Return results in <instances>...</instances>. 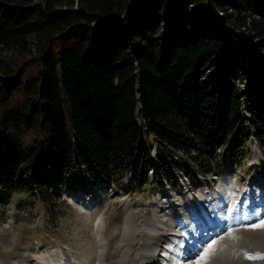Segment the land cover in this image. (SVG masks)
I'll use <instances>...</instances> for the list:
<instances>
[{
    "label": "trees",
    "instance_id": "trees-1",
    "mask_svg": "<svg viewBox=\"0 0 264 264\" xmlns=\"http://www.w3.org/2000/svg\"><path fill=\"white\" fill-rule=\"evenodd\" d=\"M0 44V201L264 149V0H0Z\"/></svg>",
    "mask_w": 264,
    "mask_h": 264
},
{
    "label": "rangeland",
    "instance_id": "rangeland-1",
    "mask_svg": "<svg viewBox=\"0 0 264 264\" xmlns=\"http://www.w3.org/2000/svg\"><path fill=\"white\" fill-rule=\"evenodd\" d=\"M16 54V51L5 48L0 44V59L8 60L11 57H15ZM207 144L204 140L202 141V145ZM228 147L227 149L219 150L215 157V153L208 155L205 150L201 153L194 152L192 157L188 156V154H181L183 166H186L187 162H194L196 164H189V166L192 168L205 167L206 170L224 167L221 166L222 163L220 161L222 155L219 154L224 153V164L227 163L230 169L235 168V171L232 173L233 177L231 179L224 178L222 182L229 184L230 181H233L234 187L235 185H240L243 190L249 182L254 183L256 175L261 174L262 176H259V179H263L264 151L258 147V143H251V137L246 142L245 151L249 152L248 158L251 159V161L247 160L246 162L244 158L238 162H226L225 154ZM173 164L174 167H180L182 163L176 160ZM238 166L240 167L237 168ZM154 173L151 175H154L155 178ZM216 176L213 174L207 179L203 176L202 179H205L202 184L204 191L200 190L201 193L206 194L207 185L210 184L214 194L217 196L214 201L215 205L221 200L227 199L224 194L218 195L217 188L220 186L217 185L215 187V182L212 180ZM129 179L130 177L125 181L118 179L114 184H109L108 190L105 188H103L104 190L97 189L88 195H84L88 199L95 196L98 197L96 206H84L87 212L81 206V203L85 201L81 192L82 188H91L89 186H92V184L87 186L83 181L79 184L77 183L75 188H70L67 192L61 191V194L53 192V197L49 198V200H43L42 197L29 194L28 192H17L9 201L5 199L0 201V222H4L11 217L14 221L12 224L13 230L16 229V225L22 220L32 222L37 217H41L43 223L40 228L31 231L26 230L12 254L0 255V264H11L13 260L19 261V264H37V258L44 261L47 258V254H56L59 249L65 251L70 264H120V257L124 254L125 246H127V241H123V237L128 220V212L132 217L129 234L133 243L131 247L127 248V259L136 258L139 252L144 250L146 243L150 242L149 234L154 236L148 225L157 221L159 216H161L160 214H162L163 207V211L169 209V207L165 208V205L172 207L173 205L170 204H179L180 201L184 204V199L187 196L186 189L189 187L186 185V189H181L182 191L178 189L175 192L173 188H170L173 186L168 185L164 189L158 181L151 182L140 188V186L132 185ZM168 181L166 179V182ZM104 185L107 186L106 183ZM100 188L102 187L100 186ZM222 189H224V192L228 190V188ZM75 191L79 192H76L74 196L73 193ZM258 192L263 193L262 198L254 197L251 199L250 196L249 201H247L251 203L254 200L259 203V205L256 204L252 207L258 211L253 213L254 215H250L253 217L257 214L258 218L254 217L252 220L244 221L239 225L223 228L218 237L206 241L205 246L201 247L202 249L199 247L201 250L199 251L198 249L199 252L196 251L198 254L196 253L193 259L195 264H264V258L247 259L244 255V253L264 254V227L251 228L245 226L264 218V183L261 184ZM234 197H231L234 199L232 201L235 202L233 206L244 204L245 197L240 198L241 194ZM240 199H243V202ZM93 200H96V198L90 202ZM162 203H165V205L162 206ZM225 204L226 202L223 205L224 211L226 207L230 208L231 206L228 203L226 206ZM173 210L175 212L176 208L174 207ZM185 211L187 212V210ZM180 215V213L175 212V216L182 219ZM97 216H101V220L96 228L94 227V218ZM98 233H101L105 241L104 245L97 242ZM166 234L168 235V232L161 236H154L155 240H158L154 249H160L161 242L167 237ZM213 241H215L214 244H212ZM192 242L193 238H190L185 244ZM209 244H212V248L208 250L207 255H204ZM104 254L107 256L105 261L103 258Z\"/></svg>",
    "mask_w": 264,
    "mask_h": 264
},
{
    "label": "bare ground",
    "instance_id": "bare-ground-1",
    "mask_svg": "<svg viewBox=\"0 0 264 264\" xmlns=\"http://www.w3.org/2000/svg\"><path fill=\"white\" fill-rule=\"evenodd\" d=\"M226 197L227 199L221 200V202H219L217 206H214L215 208L214 215L212 214V219H207L208 222L207 220L203 219V216L197 215L198 213L197 214L193 213V211H188L185 215V218L180 219L176 217L174 214V210H173L174 206H172L173 207L172 208L171 206H166L165 203H162V206L165 205V208L169 207V209L163 211L164 210V207H163L162 214H160L161 216H159V218L157 219L155 223H150L148 225L149 229L153 232L152 235H154L155 237L164 235L166 232H168V235H174L176 236V238L167 236V239H169L170 241H167V244L164 245L163 249L161 248L157 250L154 248L156 247L158 240H155V237L149 234L148 238L150 239V242L146 243V245L144 246V250L139 252L136 258H130L129 260L127 259V248L131 247L133 242L131 241L132 238H131V235L129 234V231L131 229L130 223H131L132 217H131V214L128 212L127 213L128 220L125 225L126 229H125V233L123 237V241H127V246H125L126 250L124 254L120 257V264H149V263L154 264L155 259H160L162 256L165 257L162 260L164 263L195 264V261L193 260L195 258V254L193 256H190L189 258L187 257L189 256L188 254L185 257H182L181 254L185 251H189V250L191 251V249L194 248L193 244L198 245V248L205 246L203 242L207 239L206 234H210V231L202 232L201 229L203 226H201L200 224L208 225L209 223L210 224L209 229H211L213 225L211 222L214 221L213 223H214V226L216 227V230H219L224 227V220L226 223H229L228 227H232L234 225L235 226L239 225L244 221L252 220L254 217L258 218L257 214L253 217L250 216L251 214L256 213L258 211L257 209L254 210L249 205L243 210L241 209L240 206H233L235 202L232 200L234 199L230 198L229 196H226ZM95 201L96 200H93L92 202H86V204H89V205H91L92 203L96 204ZM224 202H226V204L228 203L229 206L231 205L230 208L226 207L225 211H224V206H223ZM236 203L238 202L236 201ZM259 211H261V209H259ZM199 218H202V219L200 220ZM199 221H201L200 224L197 223ZM205 221L207 223H204ZM187 229L192 230L191 233L189 232L190 235L187 233ZM190 238L191 239L193 238V242L190 244H185L187 240H190ZM173 246H175L174 249H173ZM103 258H104V261L107 260L106 254L103 255ZM135 261L137 262L135 263Z\"/></svg>",
    "mask_w": 264,
    "mask_h": 264
},
{
    "label": "clouds",
    "instance_id": "clouds-1",
    "mask_svg": "<svg viewBox=\"0 0 264 264\" xmlns=\"http://www.w3.org/2000/svg\"><path fill=\"white\" fill-rule=\"evenodd\" d=\"M13 223L11 217L4 222H0V255L12 254L26 230L31 231L43 226L41 217H37L32 222L22 220L16 225L15 230L12 229ZM11 264H19V261L13 260Z\"/></svg>",
    "mask_w": 264,
    "mask_h": 264
},
{
    "label": "snow or ice",
    "instance_id": "snow-or-ice-1",
    "mask_svg": "<svg viewBox=\"0 0 264 264\" xmlns=\"http://www.w3.org/2000/svg\"><path fill=\"white\" fill-rule=\"evenodd\" d=\"M246 227H251V228H261L264 227V218H261L258 220V222H253L251 224H247L245 225ZM215 241L212 242V244H214ZM212 244L208 245V249L205 250L204 255H207L208 250H210L212 248ZM245 257L247 259H259V258H264V254L261 253H255V254H249V253H244Z\"/></svg>",
    "mask_w": 264,
    "mask_h": 264
}]
</instances>
